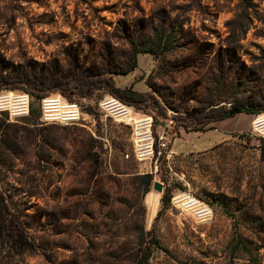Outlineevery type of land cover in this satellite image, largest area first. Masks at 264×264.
I'll list each match as a JSON object with an SVG mask.
<instances>
[{"label": "rangeland", "instance_id": "1", "mask_svg": "<svg viewBox=\"0 0 264 264\" xmlns=\"http://www.w3.org/2000/svg\"><path fill=\"white\" fill-rule=\"evenodd\" d=\"M8 95L0 264H264V0H0Z\"/></svg>", "mask_w": 264, "mask_h": 264}, {"label": "built area", "instance_id": "2", "mask_svg": "<svg viewBox=\"0 0 264 264\" xmlns=\"http://www.w3.org/2000/svg\"><path fill=\"white\" fill-rule=\"evenodd\" d=\"M120 106L121 105H118L117 107L118 109H121V115L128 114V110L124 108L122 109ZM42 119L49 123H72L78 119V107L74 103H67L59 100V98L45 99L43 100ZM190 209L194 210L195 214H197V216L203 221L208 220L211 216V211L206 206L201 207L200 205H197L195 207H190Z\"/></svg>", "mask_w": 264, "mask_h": 264}, {"label": "trees", "instance_id": "3", "mask_svg": "<svg viewBox=\"0 0 264 264\" xmlns=\"http://www.w3.org/2000/svg\"><path fill=\"white\" fill-rule=\"evenodd\" d=\"M169 37L167 38V40L165 41V48H164V51H169V48L167 47L168 43H169ZM152 50H145L144 48H140L136 45H134L133 47V50L132 52L130 53L131 54V58L133 60V66L135 65V57H136V54L139 53V52H151ZM31 107V106H30ZM33 109L30 108V112H32ZM237 113H246V114H259V113H264V108H259V104H253V103H240V104H231L229 108H227L226 110L223 111V113L220 115V118L219 119H224V118H229V117H232L234 116L235 114ZM149 176L148 174L145 175L144 177V183H149ZM170 195L169 193H164L162 198H161V201L163 203V205H167L169 204L170 202ZM1 203H3V201H0V205ZM5 223H6V219L4 216H1L0 217V226H2L3 228L5 227ZM237 242L238 243H242V240L240 238L237 239ZM155 245L156 246H159V242L158 240H155ZM148 257L147 255H145L144 257H137L136 259V264H146L147 260H148Z\"/></svg>", "mask_w": 264, "mask_h": 264}, {"label": "bare ground", "instance_id": "4", "mask_svg": "<svg viewBox=\"0 0 264 264\" xmlns=\"http://www.w3.org/2000/svg\"><path fill=\"white\" fill-rule=\"evenodd\" d=\"M14 98H15V101L18 102L17 104H19V108L21 110L20 114H25L27 108H26V99H24L23 96L22 97L21 96L13 97V95L2 96V97H0V105L2 106L1 102H2L3 99L7 102L8 100H10V101L14 100ZM0 108L1 109H5L4 107H0ZM128 113H129V111H128ZM136 123H137V129H139V132H137V133H140L141 130H142V134L144 135L143 141H147L148 142V143L144 144L143 149L144 148H148V146L150 144V141H151V136L149 134V132H150L149 121H148L147 118H145V119H142V120H137ZM255 125L258 126L259 125V121L255 122ZM138 137H139V135H138ZM140 145L141 144H138V146H140ZM139 149H141V148H139ZM196 204L197 203H195L194 205H196Z\"/></svg>", "mask_w": 264, "mask_h": 264}, {"label": "water", "instance_id": "5", "mask_svg": "<svg viewBox=\"0 0 264 264\" xmlns=\"http://www.w3.org/2000/svg\"><path fill=\"white\" fill-rule=\"evenodd\" d=\"M155 189H156L157 191H161V187H160V185H159V184L156 185V186H155Z\"/></svg>", "mask_w": 264, "mask_h": 264}]
</instances>
